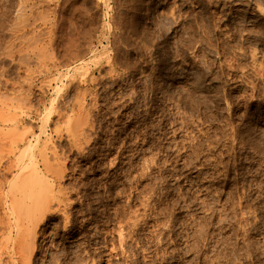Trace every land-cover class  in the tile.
Listing matches in <instances>:
<instances>
[{
    "label": "rangeland",
    "instance_id": "1",
    "mask_svg": "<svg viewBox=\"0 0 264 264\" xmlns=\"http://www.w3.org/2000/svg\"><path fill=\"white\" fill-rule=\"evenodd\" d=\"M95 263L264 264V0H0V264Z\"/></svg>",
    "mask_w": 264,
    "mask_h": 264
},
{
    "label": "bare ground",
    "instance_id": "2",
    "mask_svg": "<svg viewBox=\"0 0 264 264\" xmlns=\"http://www.w3.org/2000/svg\"><path fill=\"white\" fill-rule=\"evenodd\" d=\"M30 167V165H25V166H23L22 167V171H24L25 169H27V168H29ZM32 173L31 174H29V175H27V176H25V178L23 179V176H22V179H23V183L26 185V184H32L31 182H37V180L39 181L40 179H41V177H42V174H41V171L34 165L33 167H32ZM26 174V173H25ZM60 177V176H59ZM50 189H52L51 187L49 188V191H50ZM51 192H53V190H51ZM49 195H50V197H49ZM47 194V197H46V200H49V202L50 201H52V197H53V199L54 198H56V195L55 194ZM43 196V195H42ZM40 197V196H39ZM60 198V197H59ZM56 199H58V198H56ZM55 199V200H56ZM45 200V201H46ZM45 201H43V205L41 206L40 205V203H37V202H35L34 204H33V207L35 208V211H33L34 210V208L32 209V211L31 212H29L28 214H27V217H29L28 218V220L30 219L32 222H35L36 220H38V217L40 216V211L41 210H43V208H45ZM49 202L47 203V205L46 206H48V205H50V204H52L51 202H50V204H49ZM59 202V201H58ZM42 204V203H41ZM40 208V209H39ZM42 219V218H41ZM30 221V222H31ZM30 224V223H29ZM18 228V227H17ZM26 228V227H25ZM29 228V227H28ZM21 230V232H19V235H22L24 232H25V234H23V241H25L27 238H28V235H29V233L31 232V230H32V228H31V230H30V228L29 229H25V230H27V231H24V230H22V229H20ZM24 249H25V251L26 252H28V250H30L29 249V247H27V245L26 244H24ZM28 253H25V255H27ZM25 255H23V257H27V256H25ZM27 258H29V259H27V262L29 263L30 261V257L28 256ZM95 262V261H94ZM96 264V263H95Z\"/></svg>",
    "mask_w": 264,
    "mask_h": 264
}]
</instances>
